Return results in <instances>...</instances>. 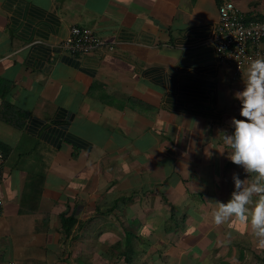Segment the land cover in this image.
I'll use <instances>...</instances> for the list:
<instances>
[{
    "label": "crops",
    "instance_id": "crops-1",
    "mask_svg": "<svg viewBox=\"0 0 264 264\" xmlns=\"http://www.w3.org/2000/svg\"><path fill=\"white\" fill-rule=\"evenodd\" d=\"M221 1L0 0V264H264L212 216L247 178L223 140L248 65L217 62ZM74 25L113 48L62 50Z\"/></svg>",
    "mask_w": 264,
    "mask_h": 264
},
{
    "label": "clouds",
    "instance_id": "clouds-1",
    "mask_svg": "<svg viewBox=\"0 0 264 264\" xmlns=\"http://www.w3.org/2000/svg\"><path fill=\"white\" fill-rule=\"evenodd\" d=\"M244 87L234 95L240 101V116L231 119L234 131L223 137L228 158L242 166L247 178L233 173L234 190L226 202L215 201L213 222L230 219L248 226L256 246L264 249V56L257 54L247 66ZM223 153V152H222Z\"/></svg>",
    "mask_w": 264,
    "mask_h": 264
},
{
    "label": "built area",
    "instance_id": "built-area-1",
    "mask_svg": "<svg viewBox=\"0 0 264 264\" xmlns=\"http://www.w3.org/2000/svg\"><path fill=\"white\" fill-rule=\"evenodd\" d=\"M217 13L218 20L210 36L217 62L231 65L236 74H241L257 54L264 56V19L246 20L244 13L232 0H222ZM58 47L71 54H81L101 47L112 49L113 42L99 38L86 26L74 25ZM2 179L0 166V182ZM2 204L0 194V215Z\"/></svg>",
    "mask_w": 264,
    "mask_h": 264
},
{
    "label": "trees",
    "instance_id": "trees-1",
    "mask_svg": "<svg viewBox=\"0 0 264 264\" xmlns=\"http://www.w3.org/2000/svg\"><path fill=\"white\" fill-rule=\"evenodd\" d=\"M245 19L246 20H251V18H248V17H245ZM260 20H262V19H260ZM7 150H8L7 147L0 143L1 156H3V154H5L7 152ZM62 220H63V229H64V231H68V228H70V226H71V221L72 220L70 218H65L64 216H62Z\"/></svg>",
    "mask_w": 264,
    "mask_h": 264
}]
</instances>
